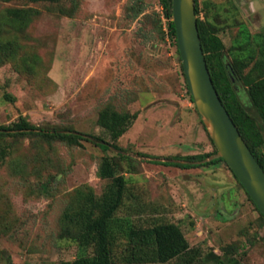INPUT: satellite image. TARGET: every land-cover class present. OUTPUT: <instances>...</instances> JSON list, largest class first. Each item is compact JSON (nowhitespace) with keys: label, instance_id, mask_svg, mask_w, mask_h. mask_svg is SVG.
<instances>
[{"label":"rangeland","instance_id":"obj_1","mask_svg":"<svg viewBox=\"0 0 264 264\" xmlns=\"http://www.w3.org/2000/svg\"><path fill=\"white\" fill-rule=\"evenodd\" d=\"M196 3L198 18L223 44V62L241 60L245 74L264 55V0ZM26 7L39 15L25 28L4 23L6 8ZM0 39V126L21 117L109 142L96 125L98 112L136 113L115 142L128 159L88 138L67 146L33 135L0 137V264L92 255L63 215L80 207L81 194L101 195L108 184L96 175L102 157L118 164L125 182L110 223L115 263L130 255L131 229L169 222L198 252L191 264H264V226L223 162L185 170L150 163L213 150L185 94L158 0L0 1ZM232 84L264 137L241 83Z\"/></svg>","mask_w":264,"mask_h":264},{"label":"trees","instance_id":"obj_2","mask_svg":"<svg viewBox=\"0 0 264 264\" xmlns=\"http://www.w3.org/2000/svg\"><path fill=\"white\" fill-rule=\"evenodd\" d=\"M0 1L8 2L9 0ZM26 1L31 3L43 1L55 2V0ZM158 1L164 20V29L174 47L180 74L183 78L171 22V1ZM193 3L197 33L212 86L241 139L264 173V152H261L262 149L264 151V137H262L256 121L237 98L232 84V79H236L241 83L248 102L264 129V55L259 60L254 61L245 74H242L245 64L241 60L233 59L229 65H226L222 57V42L216 36L214 27L198 18L196 0H193ZM138 13L139 11L137 10L133 16H136ZM37 15H39V11L30 7L6 8L3 11L2 17L4 23L13 30H21L26 27L31 18ZM3 43L5 42H1L0 39V45ZM184 88L187 99L192 104L185 83ZM135 119L136 113H119L108 108L101 109L97 114L96 125L106 133L109 142L71 130L41 129L21 117L9 126H0V137L33 135L47 140H57L67 146H79L80 141L87 140L88 138L96 141L97 147L103 151L113 149L121 152L115 142L129 129ZM201 128L205 132L202 125ZM210 144L212 145L211 142ZM214 153L215 149L213 147L210 153L185 157H155L150 163L185 170L223 162L221 159H215L204 164L195 165L171 161H201ZM115 156L118 159H128L120 153H117ZM139 156L145 157L146 155L139 154ZM118 168V164L112 158L102 157L97 166L96 175L101 180H107L108 184L101 195L95 198L91 192L81 194L82 203L80 207L69 214L65 213L63 215L67 224H72L76 230L78 243L82 246L92 247V255L79 257L61 264H164L171 260H180L179 264H191L198 252L189 247L179 227L169 222L156 223L146 228L138 227L131 229L128 235L130 255L122 262H114L111 253L114 238L110 231V223L115 212L122 204L125 186L122 175L118 173ZM231 175L235 179L232 173ZM240 188L242 189L241 186ZM244 194L246 195L245 192ZM246 197L249 200L247 195ZM254 210L257 212L264 226L262 216L255 207ZM233 262L234 260L228 259L225 264H232Z\"/></svg>","mask_w":264,"mask_h":264},{"label":"water","instance_id":"obj_3","mask_svg":"<svg viewBox=\"0 0 264 264\" xmlns=\"http://www.w3.org/2000/svg\"><path fill=\"white\" fill-rule=\"evenodd\" d=\"M170 1L171 22L183 80L195 113L215 149L213 155L201 161H171L198 165L221 159L264 220V173L241 139L212 86L197 33L193 0Z\"/></svg>","mask_w":264,"mask_h":264}]
</instances>
